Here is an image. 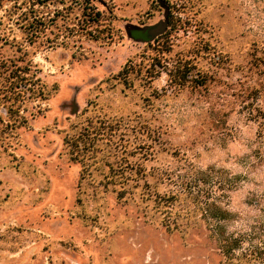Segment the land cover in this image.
I'll use <instances>...</instances> for the list:
<instances>
[{"label":"rangeland","instance_id":"1","mask_svg":"<svg viewBox=\"0 0 264 264\" xmlns=\"http://www.w3.org/2000/svg\"><path fill=\"white\" fill-rule=\"evenodd\" d=\"M83 2L0 0V264H224L210 228L237 235L264 220L256 126L236 95L241 70H256L252 54L264 57V0H88L102 12L93 35L79 28ZM169 10L200 26L180 33L166 58L201 35L210 50L195 63L211 84L164 93L163 72L126 89L115 78L126 63L141 69V57L154 56L145 31L165 24ZM86 107L120 121L103 147L109 162L141 168L123 198L117 186L79 193L81 166L62 140ZM17 117L23 123L13 127ZM182 165L213 169L206 188L227 220H206L189 200L167 212L146 199L145 182L159 193L174 188L162 176L154 186L149 174Z\"/></svg>","mask_w":264,"mask_h":264},{"label":"trees","instance_id":"2","mask_svg":"<svg viewBox=\"0 0 264 264\" xmlns=\"http://www.w3.org/2000/svg\"><path fill=\"white\" fill-rule=\"evenodd\" d=\"M162 3L160 2V5ZM82 5V21L86 22L87 26L79 28L86 34L93 35V24L101 20L102 12L89 4L88 0H84ZM182 17L179 10H169L166 12L165 24L145 31L146 37L149 38L148 41L152 40L146 46L145 51H153L154 56L148 58L142 56V61L144 60L146 63L141 69L138 68L140 64H131V61L126 63L115 79H121L120 81H123L126 89H129L133 85L134 78L149 84L164 72L167 76V88L161 89L164 93H180L184 89H190L192 93L207 90L212 79L209 73L198 69L195 63L197 55L210 50L208 41H204L201 35H199L200 40L194 41L186 52L178 51L174 56L166 58L172 51L175 39L179 37L180 33L186 34L193 27L200 26L188 16H185L184 19ZM150 31H154L153 36H149ZM251 57L252 67L256 70H241L242 77L239 79L240 87L236 95L244 104L248 120L256 126L254 142L256 147L253 154L256 161L254 169H257L264 164V57H257L255 54H252ZM142 69H145V73L142 72ZM105 81L110 82L109 79ZM16 88L22 95L23 85L20 87L18 83ZM41 92L42 90H39L38 93ZM153 92L158 94L157 89ZM92 111L93 109L84 108L79 115L84 119H78L77 122L72 123L62 140L70 161L81 166L78 180L79 193H84L86 188H91V191L94 192L99 191L100 186L105 189L117 186V196L123 198L129 191L127 188L129 182L140 181L138 175L141 168L133 167L127 160L126 166L121 167H114L109 162L110 151L103 147L106 148L110 144V138H113L114 133H117L120 121L112 123V121L100 118L99 115L92 116L89 114ZM12 123L15 127L16 123L22 125L23 121L17 117ZM213 175L215 176L213 169L204 172L186 165L179 167L178 172L165 171L160 174L155 171V173L149 174V177L154 181V186L160 183L162 176L165 180L172 182L174 188L159 193L152 190V185L145 182L146 192L143 195L147 197V200L154 202L156 208H164L167 212L177 202L189 200L206 220L214 223L217 220H227L229 212L222 210L217 205L216 199L211 194L212 189L206 188L207 186L212 188ZM124 184H126V190ZM221 184L220 182L219 187ZM202 186L203 188H201ZM78 201L80 200L78 199ZM255 205L257 206L259 203L256 202ZM217 225L218 223H215V228H210V237L217 243L224 264H264V220L249 231L237 235L226 234L220 231Z\"/></svg>","mask_w":264,"mask_h":264},{"label":"flooded vegetation","instance_id":"3","mask_svg":"<svg viewBox=\"0 0 264 264\" xmlns=\"http://www.w3.org/2000/svg\"><path fill=\"white\" fill-rule=\"evenodd\" d=\"M11 2L15 3V4H18L20 6L24 5L25 2L27 1L28 4L33 5V1L34 0H10ZM48 1V0H47Z\"/></svg>","mask_w":264,"mask_h":264},{"label":"water","instance_id":"4","mask_svg":"<svg viewBox=\"0 0 264 264\" xmlns=\"http://www.w3.org/2000/svg\"><path fill=\"white\" fill-rule=\"evenodd\" d=\"M154 35V31H150V35L149 36H153Z\"/></svg>","mask_w":264,"mask_h":264}]
</instances>
